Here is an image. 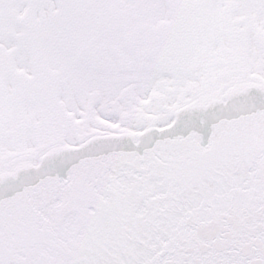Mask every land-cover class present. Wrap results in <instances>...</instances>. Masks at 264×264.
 I'll return each instance as SVG.
<instances>
[{
	"label": "snow or ice",
	"instance_id": "obj_1",
	"mask_svg": "<svg viewBox=\"0 0 264 264\" xmlns=\"http://www.w3.org/2000/svg\"><path fill=\"white\" fill-rule=\"evenodd\" d=\"M0 264H264V0H0Z\"/></svg>",
	"mask_w": 264,
	"mask_h": 264
}]
</instances>
